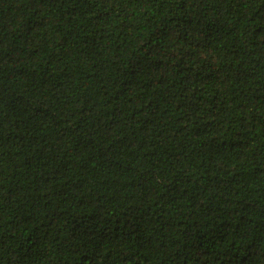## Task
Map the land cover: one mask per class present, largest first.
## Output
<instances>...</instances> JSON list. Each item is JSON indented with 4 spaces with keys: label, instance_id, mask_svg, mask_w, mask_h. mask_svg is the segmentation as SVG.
<instances>
[{
    "label": "trees",
    "instance_id": "16d2710c",
    "mask_svg": "<svg viewBox=\"0 0 264 264\" xmlns=\"http://www.w3.org/2000/svg\"><path fill=\"white\" fill-rule=\"evenodd\" d=\"M0 264H264V0H0Z\"/></svg>",
    "mask_w": 264,
    "mask_h": 264
}]
</instances>
